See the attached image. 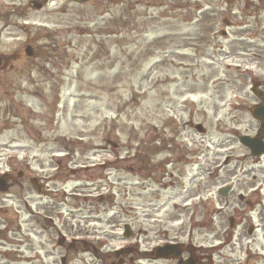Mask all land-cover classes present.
Segmentation results:
<instances>
[{
	"label": "rangeland",
	"instance_id": "obj_1",
	"mask_svg": "<svg viewBox=\"0 0 264 264\" xmlns=\"http://www.w3.org/2000/svg\"><path fill=\"white\" fill-rule=\"evenodd\" d=\"M263 38L264 0H0V165L16 183L0 191V264H117L127 248L146 258L125 264H175L148 256L182 228L221 245L204 224L231 183H215L214 143L233 104L256 124Z\"/></svg>",
	"mask_w": 264,
	"mask_h": 264
},
{
	"label": "flooded vegetation",
	"instance_id": "obj_2",
	"mask_svg": "<svg viewBox=\"0 0 264 264\" xmlns=\"http://www.w3.org/2000/svg\"><path fill=\"white\" fill-rule=\"evenodd\" d=\"M263 50L264 48H261L258 53L260 54L259 59L264 56ZM250 63L252 64L254 61L252 60ZM233 105L236 110H232L233 116L230 119L228 130L223 131L222 137L216 138L214 143V163L217 167L215 183L228 178L232 184L226 196H218L215 211L206 212L204 218V224L214 226L212 234L221 237L224 233L222 239H219L223 241H221V245L212 247L195 245L192 232L190 238L185 242L182 238L186 235V230L182 228L177 233L168 236L167 240L175 243L181 242L188 247V250L179 258L169 259V262L185 264L189 258L194 257L197 264H264V154L254 155L251 148L240 142L242 135L258 136L264 142L262 138L264 137V121L256 120V124L248 121L243 122L242 117L238 115L239 107L236 104ZM243 106L246 107L244 104ZM238 146L244 151L241 154L236 153ZM261 146L259 145L258 148H262ZM227 149L228 153H224L226 174L223 175L219 168V162L222 160V153ZM5 176L10 177L9 173ZM170 176L173 177V175ZM243 179L247 180L246 186L241 185ZM240 188L246 192L252 191L248 196L240 192L238 200H235L231 195ZM261 192L263 195L260 194ZM259 209L260 211H258ZM256 213L259 214L258 217H255ZM182 214L186 218L189 217L187 212L177 215ZM195 217L196 214H191L190 219L193 221ZM201 226L195 222V229H201ZM240 227L244 228L248 238H245L241 231L239 232ZM217 237L214 239L218 240ZM82 243L88 246L85 242ZM223 252H229L228 259L216 260L217 257L224 256ZM152 255L154 256V253Z\"/></svg>",
	"mask_w": 264,
	"mask_h": 264
},
{
	"label": "water",
	"instance_id": "obj_3",
	"mask_svg": "<svg viewBox=\"0 0 264 264\" xmlns=\"http://www.w3.org/2000/svg\"><path fill=\"white\" fill-rule=\"evenodd\" d=\"M76 1H81V0H76ZM27 53L29 54V55H31L32 54V52H31V50H30V47H28L27 48ZM262 113H264V106L263 105H261V106H256L254 109H253V115L255 116V117H258V118H262L264 115L262 114ZM198 129L201 131L202 129H201V126H198ZM259 141V139H257V140H252V141H249L248 142V144H250V145H252V142H258ZM3 188V187H2ZM129 234H131V232L130 231H128L127 233H126V235H129ZM177 248V251H178V253H180L181 252V248H180V245H170V244H167V245H165V246H162V247H158L157 249H156V257L158 258H169L171 255H170V252L171 251H173L174 249H176ZM191 264H194L193 263V260H191V261H189Z\"/></svg>",
	"mask_w": 264,
	"mask_h": 264
}]
</instances>
